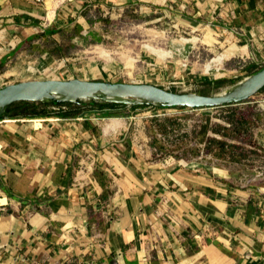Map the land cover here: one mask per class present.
Masks as SVG:
<instances>
[{"label": "crops", "instance_id": "obj_1", "mask_svg": "<svg viewBox=\"0 0 264 264\" xmlns=\"http://www.w3.org/2000/svg\"><path fill=\"white\" fill-rule=\"evenodd\" d=\"M93 6L187 11L248 58L264 52V0H77L61 15ZM42 15L0 0V89L62 81L52 72L95 81L91 64L58 55L79 40H54L65 27ZM53 110L0 123V264H264V186L160 160L145 124L118 110Z\"/></svg>", "mask_w": 264, "mask_h": 264}, {"label": "rangeland", "instance_id": "obj_2", "mask_svg": "<svg viewBox=\"0 0 264 264\" xmlns=\"http://www.w3.org/2000/svg\"><path fill=\"white\" fill-rule=\"evenodd\" d=\"M76 3L43 0V24L51 23L53 29L65 27L54 40H79L78 47L70 44L58 55L76 64H91L97 72L90 76L94 82L151 84L179 93L213 95L251 78L247 73L250 68L264 70V52L253 48L248 58L247 52L241 54L240 48L217 30L203 31L187 11L93 6L64 18L62 10ZM40 38L35 36L33 42L41 48L43 41L47 48H56L55 43ZM45 76L38 79L47 80ZM47 78L64 81L61 73L52 72ZM218 82L224 84L215 87ZM35 107L38 109H28H62ZM121 111L145 124L160 160L202 165L238 184L264 186V93L231 107H126ZM243 116L249 120L246 127L240 123Z\"/></svg>", "mask_w": 264, "mask_h": 264}, {"label": "water", "instance_id": "obj_3", "mask_svg": "<svg viewBox=\"0 0 264 264\" xmlns=\"http://www.w3.org/2000/svg\"><path fill=\"white\" fill-rule=\"evenodd\" d=\"M264 90V70L222 94L179 93L151 84H112L74 80L12 84L0 89V123L10 120L9 109L19 103L83 107L95 102L163 109H212L238 105Z\"/></svg>", "mask_w": 264, "mask_h": 264}, {"label": "trees", "instance_id": "obj_4", "mask_svg": "<svg viewBox=\"0 0 264 264\" xmlns=\"http://www.w3.org/2000/svg\"><path fill=\"white\" fill-rule=\"evenodd\" d=\"M36 25H38L39 23L38 22H35ZM259 72H261V70H257L256 68H250V70H248V76L252 77L256 74H258ZM224 83L223 82H218V83H215L214 86L215 87H220L222 86ZM174 92H177L175 90H173ZM261 93H264V90L261 92ZM245 103V102H244ZM35 106H38V105H35V104H30V103H19V104H16L15 106H13L11 109H9L7 115L8 116H13L14 114H16L17 116H21V115H25L29 112H31L33 115H45L46 112L43 111H36L38 108H36ZM232 106V105H231ZM231 106H227V107H231ZM19 107H21L20 109H18ZM36 108V110L33 109L32 110H29L28 108ZM56 107H60L62 108L61 109V116H64L65 118H69V117H72L73 116V113L74 111H78L79 115L83 114V113H87L89 112V109H97L101 112L105 111V110H110L112 109L113 111L114 110H118V112H111L109 113V116L110 117H125L126 114L122 113V111H119V110H125L126 109V106H123V105H115V104H103V103H100V102H95L91 105H85L83 107H80V106H73V105H70V104H64V105H56ZM64 107L67 109L65 110ZM147 106H144V107H134L132 108L133 110H137V109H140V108H146ZM174 109H183V110H186V108H174ZM77 114V112H76ZM78 115V114H77ZM239 120V119H238ZM240 123L241 125H243V127H246L249 125V120L246 116H243L241 119H240Z\"/></svg>", "mask_w": 264, "mask_h": 264}, {"label": "built area", "instance_id": "obj_5", "mask_svg": "<svg viewBox=\"0 0 264 264\" xmlns=\"http://www.w3.org/2000/svg\"><path fill=\"white\" fill-rule=\"evenodd\" d=\"M34 1V3H35V5L36 6H39V7H41V5L43 4V0H33ZM52 25L53 24H43V28L44 29H50L51 27H52Z\"/></svg>", "mask_w": 264, "mask_h": 264}]
</instances>
